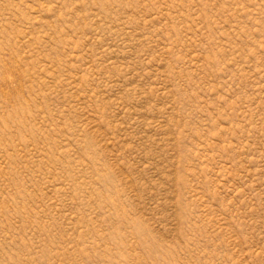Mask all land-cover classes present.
<instances>
[{
  "label": "rangeland",
  "instance_id": "rangeland-1",
  "mask_svg": "<svg viewBox=\"0 0 264 264\" xmlns=\"http://www.w3.org/2000/svg\"><path fill=\"white\" fill-rule=\"evenodd\" d=\"M0 264H264V0H0Z\"/></svg>",
  "mask_w": 264,
  "mask_h": 264
}]
</instances>
